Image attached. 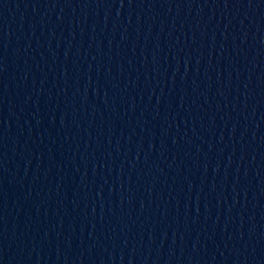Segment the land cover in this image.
I'll return each mask as SVG.
<instances>
[{
	"label": "water",
	"instance_id": "1",
	"mask_svg": "<svg viewBox=\"0 0 264 264\" xmlns=\"http://www.w3.org/2000/svg\"><path fill=\"white\" fill-rule=\"evenodd\" d=\"M0 264H264V0H0Z\"/></svg>",
	"mask_w": 264,
	"mask_h": 264
}]
</instances>
